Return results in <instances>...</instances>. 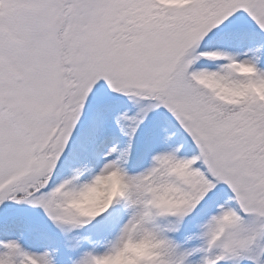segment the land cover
Returning <instances> with one entry per match:
<instances>
[{
    "label": "snow or ice",
    "instance_id": "obj_1",
    "mask_svg": "<svg viewBox=\"0 0 264 264\" xmlns=\"http://www.w3.org/2000/svg\"><path fill=\"white\" fill-rule=\"evenodd\" d=\"M260 87L264 0H0V264H264Z\"/></svg>",
    "mask_w": 264,
    "mask_h": 264
},
{
    "label": "clouds",
    "instance_id": "obj_2",
    "mask_svg": "<svg viewBox=\"0 0 264 264\" xmlns=\"http://www.w3.org/2000/svg\"><path fill=\"white\" fill-rule=\"evenodd\" d=\"M119 178L113 174L112 176L106 178L101 182L100 185L96 189L93 190L92 197L90 199V203H96L102 200L105 196L110 195L119 187ZM83 203V202H82ZM136 251L142 252V248H137Z\"/></svg>",
    "mask_w": 264,
    "mask_h": 264
},
{
    "label": "rangeland",
    "instance_id": "obj_3",
    "mask_svg": "<svg viewBox=\"0 0 264 264\" xmlns=\"http://www.w3.org/2000/svg\"><path fill=\"white\" fill-rule=\"evenodd\" d=\"M259 94L264 95V87H260L256 89Z\"/></svg>",
    "mask_w": 264,
    "mask_h": 264
}]
</instances>
